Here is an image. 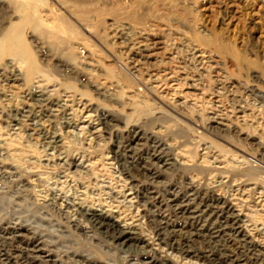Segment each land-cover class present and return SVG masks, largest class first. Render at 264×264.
I'll return each mask as SVG.
<instances>
[{"label":"rangeland","instance_id":"obj_1","mask_svg":"<svg viewBox=\"0 0 264 264\" xmlns=\"http://www.w3.org/2000/svg\"><path fill=\"white\" fill-rule=\"evenodd\" d=\"M13 1L0 0V264H163L158 250L264 264L249 243L264 247V0H41L51 16L22 28L29 0ZM72 202L133 226V242L75 225Z\"/></svg>","mask_w":264,"mask_h":264},{"label":"bare ground","instance_id":"obj_2","mask_svg":"<svg viewBox=\"0 0 264 264\" xmlns=\"http://www.w3.org/2000/svg\"><path fill=\"white\" fill-rule=\"evenodd\" d=\"M12 1V0H11ZM15 1V0H14ZM13 1V2H14ZM25 1V0H24ZM42 7V16H45L47 17L49 14H50V11L47 10L46 8H44V2L41 1V0H29V2L25 3L23 6H21L19 9H21L22 12V17L19 21V27H25V26H28V25H31L35 22V20H40L41 18V15L39 14L38 12V8ZM137 7V6H136ZM68 8V7H67ZM131 9V8H130ZM41 10V9H40ZM63 10V9H62ZM68 10V9H67ZM118 11H122L121 9L119 10H106L104 9L103 7H100L98 8V10H96V13L99 17L101 16H104V15H111V14H115L116 12ZM132 11V10H131ZM113 12V13H112ZM132 15V18L136 21H144L146 20V15L147 14H144V13H139V11H136V10H133L132 12H130ZM71 14V13H70ZM76 15V14H75ZM51 16V14H50ZM84 16H87L86 14L83 15ZM80 17V16H79ZM59 20L57 21L58 25L61 26L63 28L62 30V33H66L68 31V33H66L65 36H69L71 38H74L76 39L77 42H79V39L76 37V34H74V31H73V28H72V22H68L65 18L63 17H59L58 18ZM71 19L73 22H76L77 24L80 23V20L77 19V16L74 17V15H71ZM38 23V22H36ZM18 27V26H16ZM13 28V27H12ZM59 28L57 27V30ZM67 30V31H66ZM61 31V29H60ZM15 31L12 32V34L14 33ZM59 32V30H58ZM16 33V32H15ZM59 35V34H58ZM194 39L196 41H201L202 38L199 36V35H195L194 36ZM5 40V41H4ZM2 39L0 41V49L2 48L3 45H5V43L7 42V39ZM153 44V43H152ZM154 45V44H153ZM156 46V45H155ZM158 48V47H157ZM3 50V49H2ZM158 50V49H157ZM197 50V49H196ZM193 51V50H192ZM92 54V53H91ZM90 55V53H89ZM92 57H94L92 55ZM147 57V56H146ZM145 58V57H144ZM96 59V58H95ZM93 60V59H92ZM20 75L16 74L15 76V79H17ZM18 80V79H17ZM16 81V80H15ZM158 86V85H157ZM50 143H53L55 144L56 142L55 141H52ZM157 144L159 146H162V147H167L164 143H162L161 141L157 142ZM168 148V147H167ZM177 164L181 165V163H179V161H176ZM154 177H156L155 175H153ZM146 189V188H145ZM46 199V198H45ZM65 208H68V209H71L73 211V216H72V222L75 223L76 225V220L78 219V217L82 218L84 221H86L88 223V225H92L94 227H98V228H102V230H109L113 227L116 228L117 230V234L118 236L120 237V239L122 238L124 242H133V236L135 235V229L133 226L129 225V224H126V223H120L119 221H116V218L115 219H112V216H111V213L107 210H95V209H83L80 205H78L77 203H67L65 205ZM227 211L228 212H232V209L231 207L227 206ZM227 211L225 213H227ZM70 212V211H69ZM234 220H236V217L233 216ZM71 222V221H70ZM78 225V224H77ZM74 226V225H73ZM79 226V225H78ZM237 234H242V237L246 239V235H244L241 230H237L236 231ZM17 238H13V241H16ZM161 240V239H160ZM12 241V240H10ZM12 243V242H11ZM251 245H252V248H254V251H258L260 253H263L264 254V247H261L259 245H257L256 243H254L253 241H250L249 242ZM7 244V243H6ZM130 246V244H128ZM128 246V247H129ZM168 248L170 249H173V245L171 244H167L166 245ZM3 248V247H2ZM16 249V251H15ZM15 249H11L10 250H7L8 252H6V254H8L7 256L3 254V257L6 258V260H10V251L12 252L11 254H15L16 255V252H18L17 248ZM22 249V248H21ZM139 249V248H138ZM24 251H27V254L28 256L30 257V259H34V258H37L36 255H38V253H41V249L38 247V244L35 242L33 245L29 246L28 248L24 249ZM160 251V254L164 257V261H168L169 258H170V253L169 252H165V251H161V250H158ZM22 252V251H21ZM5 253V252H4ZM26 254V255H27ZM186 255H189V252H186L185 253ZM200 256H204L202 254H199ZM198 255V256H199ZM41 257V256H40ZM20 258V257H19ZM18 258V259H19ZM42 259V258H41ZM52 259V258H51ZM163 261V264H166L165 262ZM230 263H232V261H230ZM190 264V263H189Z\"/></svg>","mask_w":264,"mask_h":264}]
</instances>
